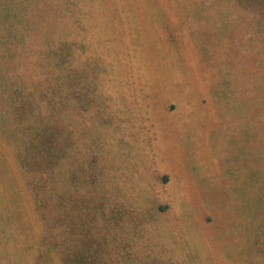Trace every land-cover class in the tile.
<instances>
[{
	"label": "rangeland",
	"instance_id": "1",
	"mask_svg": "<svg viewBox=\"0 0 264 264\" xmlns=\"http://www.w3.org/2000/svg\"><path fill=\"white\" fill-rule=\"evenodd\" d=\"M91 2L86 15L71 19L68 35L71 66L81 67L84 91L93 87L86 95L97 100L82 111L80 127L70 112L71 137L81 144L80 155L70 146L71 168L87 178L78 192L107 198L111 236L120 238L121 218L133 257L147 243L145 254L180 264L255 259L264 123L249 93L256 84L249 50L264 47V0ZM0 160L19 193L17 205L5 195L0 208V264H65L61 242L43 238L44 219L2 142ZM7 186L0 183V193Z\"/></svg>",
	"mask_w": 264,
	"mask_h": 264
},
{
	"label": "trees",
	"instance_id": "2",
	"mask_svg": "<svg viewBox=\"0 0 264 264\" xmlns=\"http://www.w3.org/2000/svg\"><path fill=\"white\" fill-rule=\"evenodd\" d=\"M36 3L40 8L38 14ZM94 3L91 0H0V142L12 156L33 207L44 219L47 234L43 233V238L61 242L65 264H180L171 258L163 260L145 254L152 251L145 242L141 248L145 251L143 255L133 257L136 245L119 217L120 238L111 236L115 224L107 198L87 196L77 190L86 185L87 178L71 168L70 146L74 154L80 155L81 144L80 136L77 140L71 137L70 112L73 107L74 126L80 127L82 111L96 106L97 100L86 95L93 93V87L84 91L81 67L71 66L68 35L71 19L86 15ZM42 6L51 10L46 12ZM258 10L264 13V4ZM260 23L259 41L264 43V17ZM257 26H250V31ZM255 35L250 32L248 39L252 41ZM249 60L254 76L250 82L257 84L249 93L256 99L255 108L264 123V47L249 50ZM78 166L81 170L79 163ZM5 172L7 169L0 160V183L8 185L0 193L2 209L7 207L3 203L5 195L11 198V205L18 204L19 196ZM111 197L110 203L114 204L116 196ZM125 203L127 206L128 202ZM99 209L102 218L98 228ZM260 227L263 229L260 237L256 234L254 240L250 239L256 258L253 261L248 255L250 258L244 264H259V254L264 256V223ZM69 240L76 243L74 248L68 244Z\"/></svg>",
	"mask_w": 264,
	"mask_h": 264
}]
</instances>
